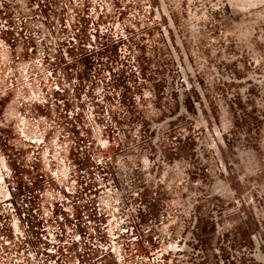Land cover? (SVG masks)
Segmentation results:
<instances>
[{"label": "built area", "instance_id": "built-area-1", "mask_svg": "<svg viewBox=\"0 0 264 264\" xmlns=\"http://www.w3.org/2000/svg\"><path fill=\"white\" fill-rule=\"evenodd\" d=\"M262 15L264 6L241 12L230 0H0V100L6 109L18 106L12 114L7 109L19 124L20 140L12 143L15 149L29 151L26 166L43 181V188L36 191L41 201L33 211L40 225L33 223L28 201H21L26 208L20 213L13 207L0 208V264H93V260L95 264H195L197 227L234 229L247 223L263 227L264 94H237L234 88L228 96L215 99L220 103L218 117L210 105L206 116L202 111L193 116L184 149L169 145L167 135L158 137L154 152H129L114 161L91 150L100 141L97 135L94 142L81 137L83 142L74 146V134L68 131V126L81 133L83 127L98 131L104 122L119 128L127 111L119 114V120L113 115V110L123 107L108 85L113 68L124 70L125 62L131 63L128 72L138 71L132 58L136 49L130 46L135 31L147 35L159 27L165 43L184 58L187 84L193 67L186 49L194 55L203 45L219 43L224 50L238 46L245 27L256 33ZM84 30L89 38L85 44L79 39ZM4 33L13 36L5 38ZM80 45L87 50L119 46L116 62L107 55L98 64L102 75H94L97 87L80 86L77 69L71 67L70 53ZM21 56L24 66L18 73L14 65ZM62 66H70L73 75H62ZM32 69L41 72V86L45 84L38 99ZM52 72L56 81L49 77L48 90L44 77ZM218 82L225 86L246 81ZM36 103L44 110L46 103L50 110L42 111ZM242 105L256 117L250 128L242 125ZM59 110L66 118L61 124L56 119ZM5 124L0 114V136ZM133 157L145 160L152 182L141 179L144 168L133 165ZM6 171L0 157V199L7 193ZM25 179L32 184L28 176ZM244 182L255 183L262 191L244 190ZM152 200L158 203L157 217ZM199 218H204L201 225ZM221 264H225L222 258Z\"/></svg>", "mask_w": 264, "mask_h": 264}, {"label": "rangeland", "instance_id": "rangeland-1", "mask_svg": "<svg viewBox=\"0 0 264 264\" xmlns=\"http://www.w3.org/2000/svg\"><path fill=\"white\" fill-rule=\"evenodd\" d=\"M261 1L230 0L233 7L241 12L254 10L257 7L261 8V6H264V1L263 4H260L262 3ZM15 4L19 6L17 2ZM111 16L114 17V14H111ZM257 21L259 27L256 33L252 35L245 27L238 46L233 45L224 50V47L219 43L212 45L210 48L203 45L196 49L194 55H192L190 49H186L189 63L193 67V75H188L189 82L187 84L183 81L185 78L182 70L184 58L178 49L174 51L165 43L159 27L156 25L150 29L147 35L135 31L136 34L131 35L130 46L136 49L132 58L138 71L134 69L131 71L132 74L135 72L138 75L139 81L137 85L133 82L131 84L132 88L129 87L127 89L126 98L123 101L124 105H122L123 108L113 110V115L117 120H119V114L123 110H128L125 119L119 120L118 129H122V131H118L115 125L112 126L110 124L109 126V124L104 122V125L102 124L100 127L101 130H98L103 141L99 139L100 141L95 143L93 138L97 135V130L92 132L83 127L85 132L81 133L68 126L70 134H74V146L76 142L80 144L83 142L80 141L81 137L85 138L84 140H93L94 147L91 150L93 152L99 151L98 155L101 157H113L114 161L120 160L121 157L129 152H154L157 149L158 137H166L167 135L171 137L169 145L178 144L181 149L187 147L188 140L186 136L193 126V116L198 117L200 111L206 116L209 109L208 105H210V109L218 117L220 103L215 99L220 96H228L234 88L237 94H264V83L263 85L256 84V82L261 80L264 82V15L260 16ZM12 36V33L3 34L5 38ZM14 44L19 45L18 42ZM27 44L24 43L22 46L26 47ZM21 49L22 47H18V51ZM23 64L22 57L18 60V64L14 65L18 68V71L16 70L18 73H21ZM69 68L70 66H62V75L63 72L64 74L66 72L68 76L73 75ZM172 69L175 70L176 75L174 81L172 80L173 73H169ZM33 71L36 72V75ZM59 71L57 70L56 72L58 76L61 73ZM31 73L33 78L36 76V87L37 80L42 81L41 72L38 69H32ZM224 79H239L246 82L239 85L227 83V85L223 86L218 81ZM25 80L27 79H20L21 82ZM194 82L195 85L193 84ZM42 86L44 88L45 84H42ZM62 95L60 96L61 98L63 97ZM44 104L46 105L45 110L40 107L39 103L34 104V106H38L42 111L50 110V106L46 103ZM7 109L12 114L18 109V106L13 104L8 106ZM242 109V125L245 128H250L256 117L246 105H242ZM56 116L60 124L66 119L62 110H59ZM15 139L14 142L20 140L19 132H16ZM125 142L129 144L126 146L124 145ZM104 145H108L106 150H102ZM98 146L99 149H97ZM83 148L84 154L87 155V148L85 146ZM131 163L144 168V172L140 174L142 180L152 182L153 177L147 174L148 171L146 169L148 166L145 160L141 157H133ZM254 184L252 182H244L243 188L254 193H257V191L261 192L262 188L254 187ZM146 196L148 198L152 197L150 188H147ZM152 204L157 217L158 203L152 200ZM203 221L204 218H199L200 225ZM193 234L197 243V251L192 255V261L195 264H221V258L226 260L227 257L231 261L235 260L236 264L240 262L243 264H264V225L263 227L260 225L253 227L247 223L234 229H217L215 226L197 227ZM141 248L143 249L142 245ZM260 252L263 259L258 258ZM98 254L95 253L94 255ZM93 262L95 264V260Z\"/></svg>", "mask_w": 264, "mask_h": 264}, {"label": "flooded vegetation", "instance_id": "flooded-vegetation-1", "mask_svg": "<svg viewBox=\"0 0 264 264\" xmlns=\"http://www.w3.org/2000/svg\"><path fill=\"white\" fill-rule=\"evenodd\" d=\"M84 44L89 41L87 36H84ZM116 45H110L107 50L104 51H89L83 45L78 47L77 57L71 64L73 69H77V76L81 83L96 84V78L94 75H101L102 71L97 69V61H99L105 55L117 52ZM114 55V54H113ZM88 62V63H87ZM87 63V64H86ZM169 73H173L172 80L176 78L175 70L172 69ZM86 75V76H85ZM131 79L138 84V75L131 73ZM95 86V85H94ZM0 114L4 115L6 119L5 128L2 130L0 136V157L5 161L6 173L3 177V183L7 187V193L0 199V208L13 207L17 212L25 210V206H20L21 201L29 202V212L32 215V220L35 225H40L39 216L33 214L34 209L37 207L41 199L36 196V191L43 188V181L39 175L26 166L25 157L29 152L26 149H15L12 141L16 138V132H19V124L17 119L13 115H9L6 109V103L0 100ZM43 151H40L42 156ZM28 176L32 179V184H28L25 177ZM28 194L31 197L28 198ZM108 264H114L109 262Z\"/></svg>", "mask_w": 264, "mask_h": 264}, {"label": "trees", "instance_id": "trees-1", "mask_svg": "<svg viewBox=\"0 0 264 264\" xmlns=\"http://www.w3.org/2000/svg\"><path fill=\"white\" fill-rule=\"evenodd\" d=\"M86 34H87V30H84L80 34V36H79L80 41H84V38H85L84 36H86ZM108 47H107V49H108ZM110 54H111L112 61L116 62L117 61V57H116L117 53L110 52ZM70 55L75 60L77 57V51L72 50ZM112 72H113V78H112L111 83L108 86L112 91H114L116 98H118V100H119L120 107H123L122 106V105H124L123 101H125V98H126L125 93L129 87L132 88L131 84L135 81L133 79H131V74L128 71H125V70L117 71L113 68ZM90 84H92V82ZM79 85L84 86L86 84L81 83V81L79 80ZM126 111H128V110L126 109ZM225 264H236V263H235V260L231 261L230 258L227 257L225 260ZM237 264H243V263L240 262Z\"/></svg>", "mask_w": 264, "mask_h": 264}, {"label": "bare ground", "instance_id": "bare-ground-1", "mask_svg": "<svg viewBox=\"0 0 264 264\" xmlns=\"http://www.w3.org/2000/svg\"><path fill=\"white\" fill-rule=\"evenodd\" d=\"M20 1H22V0H20ZM232 1V0H231ZM235 1V0H234ZM240 1V0H239ZM245 1V0H244ZM247 1V0H246ZM263 1L264 0H262L261 2L262 3H260V4H263ZM249 2H251V1H249ZM248 2V3H249ZM258 2H260V0H258ZM238 3V2H237ZM254 3V2H253ZM241 4H242V2H241ZM257 4V3H256ZM237 5V4H236ZM244 5H246V4H244ZM250 5V4H249ZM258 5V4H257ZM254 6V5H253ZM255 7V6H254ZM241 8V7H240ZM244 8H245V6H244ZM32 68V67H31ZM24 70H27V68H25ZM48 76V77H47ZM45 75V80L44 81H46V88L49 90V88H50V78H53L55 81H56V79H55V75L53 74V72L52 73H50V74H48V75ZM50 77V78H49ZM49 80V81H48ZM36 81V80H35ZM37 84H36V87H35V89H33V93L35 94V96L37 97V99L39 98V97H41L43 94H44V91H43V89L41 88V81H38L37 80V82H36ZM56 110V109H55ZM100 133V131H98V133H97V137L101 140V135L99 134ZM101 141H103V140H101ZM258 242H259V240H258ZM258 258H261V259H263L262 258V254H261V252H260V254H258Z\"/></svg>", "mask_w": 264, "mask_h": 264}]
</instances>
